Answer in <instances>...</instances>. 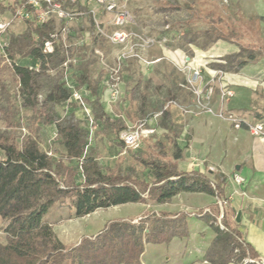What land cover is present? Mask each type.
<instances>
[{
	"label": "trees",
	"instance_id": "trees-1",
	"mask_svg": "<svg viewBox=\"0 0 264 264\" xmlns=\"http://www.w3.org/2000/svg\"><path fill=\"white\" fill-rule=\"evenodd\" d=\"M185 7L189 18L175 30V36L186 38L200 49L217 41L233 44L238 49L210 63V69L234 74L264 57L258 18H247L236 12L234 20L217 4H208L207 0H189ZM10 10L0 0V14ZM198 22L207 27L204 32L195 30ZM56 31L58 26L54 22L38 26L32 20L21 32L8 30L4 36L5 52L19 86L20 102L31 111L36 125L53 126L52 142L57 148L42 150L32 134L21 141L14 136L0 137V220L6 223L5 242H0V264H142L147 245H166L175 238L188 236L187 213L169 215L151 211L136 222L109 221L96 235L83 237L72 246L63 244L44 218L57 203L65 201L69 219L127 204L166 205L180 193L205 194L226 201L222 193L228 177L219 172L181 171L171 161L153 158L152 153L136 158V162L148 171L150 181L141 178L134 168L102 167L94 149L89 147L87 121L85 123L76 115L77 103L69 102L72 94L65 82L59 80L49 88L42 102L37 100L41 72L48 64L59 68L64 58L61 42L54 54L41 52L48 34ZM200 38L202 42H197ZM35 67L39 70L35 71ZM71 79L75 90L82 89L95 97L99 122L119 139L125 127L103 112L87 72L75 73ZM261 97L264 103V96ZM62 106L70 109L60 115L58 109ZM260 110L263 113H253L258 121L264 120V105ZM132 152L129 150L127 154ZM214 210L215 214L210 211L200 217L214 233L203 261L255 264L246 262L248 259L257 261V254L242 239L228 203L220 219L222 228L216 223L217 205Z\"/></svg>",
	"mask_w": 264,
	"mask_h": 264
},
{
	"label": "rangeland",
	"instance_id": "rangeland-1",
	"mask_svg": "<svg viewBox=\"0 0 264 264\" xmlns=\"http://www.w3.org/2000/svg\"><path fill=\"white\" fill-rule=\"evenodd\" d=\"M188 1L122 0L121 4L130 12L132 22L125 27L128 38L121 45L108 41L113 27L110 26L111 16L103 12L95 16L99 31L87 16L67 26V32L62 37L66 39L73 60L67 73L69 84L74 85L70 80L71 75L86 69L90 82L97 86L98 104L111 119L123 125L126 131L141 120H146L149 128L155 130L151 137L144 139L140 149L127 154L119 145L120 135L125 130L116 139L113 132L99 122L94 97L81 89L83 106L77 104L75 113L85 123L87 113L92 117L89 147L94 149V155L102 167L134 168L141 178L150 181L148 171L136 162V158L152 153L153 158L171 161L181 171H234L233 165L225 166L224 158L227 151L234 153L236 130L228 122L203 113L199 105L201 103L213 111L219 110L222 107L219 98L222 88L233 93L223 105L226 110L234 98L233 86L223 84V74H214L216 71L212 70L213 81L206 82L202 70L218 60L210 57V50L224 42L218 41L203 51L186 38L175 36V30L189 18L185 7ZM207 3L217 4L234 20L236 12L247 18H258L264 33V13L258 11L256 0H207ZM92 8L96 6L93 4ZM0 20L8 21L9 14L1 13ZM24 26H15L11 31L21 32ZM194 28L203 32L207 29L200 22ZM202 40L200 38L197 42ZM95 52H99L101 57ZM122 54L127 57L120 64L118 94L112 98L106 84H110L111 70ZM262 58L258 66L260 69L264 68ZM197 68L202 71L201 80L192 83ZM36 69L39 70L38 67ZM41 75L37 97L39 103L44 100L50 87L63 80V71L48 64ZM209 88L212 89L210 101L206 100ZM18 93L19 86L12 74V65L0 60V137L14 136L21 141L32 134L42 150L57 148L52 142L53 126L36 125L31 111L21 104ZM168 102L173 104L164 109ZM68 109L70 107L62 106L58 113L63 115ZM194 112L201 113L195 116ZM87 124L90 128V123ZM200 200L205 199L202 197ZM185 203L183 211L195 212V207L187 208ZM193 203L197 204L195 201ZM66 204L67 201L57 203L44 220L51 224L56 237L68 246L75 245L83 236L97 234L109 221L127 218L136 222L147 212L160 214L161 210H176L172 203L163 208L151 204L148 207L119 206L98 210L83 218L69 219ZM200 209L203 210V207ZM211 212L215 214V210ZM192 218L189 219L186 246L173 250L166 245H147L142 255L144 264H175L193 260L211 233L205 224L197 223V219ZM5 226L6 223L0 220L2 243L5 242ZM175 253L181 257L175 258Z\"/></svg>",
	"mask_w": 264,
	"mask_h": 264
},
{
	"label": "crops",
	"instance_id": "crops-1",
	"mask_svg": "<svg viewBox=\"0 0 264 264\" xmlns=\"http://www.w3.org/2000/svg\"><path fill=\"white\" fill-rule=\"evenodd\" d=\"M256 2L258 11H260V13H264V0H256ZM87 17L89 20L91 19L89 16ZM261 29L262 28L260 26V38L264 46V33L263 29ZM209 48H211V46L203 49V51H206ZM237 51L238 49L235 45H229L228 43L226 44V42H224L216 45L214 48H212V50H210V54H208L211 58L220 59L226 55L236 53ZM212 62H218V60H214ZM260 63L261 58L256 62L245 66L237 73H224L222 79L224 81L223 84L233 86L232 89L234 91V98L232 100V103L229 105V108H227V111L232 112L236 116L246 120L249 123H262L264 128V120L258 121L253 118L254 111L263 113L260 109L264 105L263 99L261 97L264 96V68L260 69L258 67ZM202 70L203 75L206 77L205 81L208 82L209 80H211L212 69L207 66ZM82 71H86L88 74V71L86 69H83ZM90 84L95 88L96 95L98 96L97 86L95 84H92L91 82ZM101 86L103 87V83L101 84ZM94 101L96 102L95 97ZM103 112L105 113L104 109ZM234 141V153H230L227 151L224 158L226 161L225 166L233 165L234 171H225L224 169H222L216 170L214 172H219L228 177L225 185L223 186V200H226V202L228 203V210L233 213L234 221L237 213H240L239 223L235 222L238 225L237 230L241 234L242 239L249 243L255 250L257 254V260H261L262 262H264V132L263 136L261 137H253L244 128L236 130ZM233 174H237L243 179L244 182L242 185L238 186L234 183L232 179ZM202 197H204L205 200H200L202 199ZM193 201H195V203L197 204H194ZM184 202H186L185 204L187 205V208L195 207V212L187 213L183 211L182 206ZM169 204L174 205L176 210H173L171 212L161 210L160 213L169 215L187 213V226L189 224V219H193L192 217H195L197 219V223L201 222L205 224L208 227L209 232L211 233L209 239L204 244L202 249L199 250L198 255H196L193 260L186 263L175 264H209L203 261V256L214 238V233L210 229L209 225L200 219V213L206 209H208L209 211L214 210L216 205V198L205 194L180 193L175 196ZM169 204L155 207L163 208L164 206H168ZM131 205L134 206L141 204H127L123 206ZM142 206L148 207L149 204ZM202 207L203 210L200 209ZM122 219L128 220L127 218ZM90 236L88 235L83 237ZM187 237L183 239L175 238L170 243L166 244V246L168 247V249L175 250L176 248L177 250L181 246L184 247L187 245ZM82 238H80L78 242ZM173 256L175 258L181 257L176 253L173 254ZM142 264H144L143 260Z\"/></svg>",
	"mask_w": 264,
	"mask_h": 264
},
{
	"label": "built area",
	"instance_id": "built-area-1",
	"mask_svg": "<svg viewBox=\"0 0 264 264\" xmlns=\"http://www.w3.org/2000/svg\"><path fill=\"white\" fill-rule=\"evenodd\" d=\"M5 4L10 7L9 20L2 21L0 20V60L6 62L10 66L12 65L11 60L7 57L5 52V42L4 36L8 30L13 29L18 25H26L28 21L34 20L38 26H43L50 22H54L55 26H58V31L54 33L48 34L47 38L42 44L41 52L44 55H52L55 53L57 45L61 42L64 48V58L60 65V69L63 71V80L66 86L71 90L72 97L69 102H75L79 106H83L82 96L79 91L75 90L74 87L69 84L68 80V71L69 68L73 64V60L70 54L69 46L66 42V39L62 36L66 34L67 26H70L72 22L76 19L83 18L85 16H89L96 26L95 16L100 12H103L109 16H111L110 26L113 27V31L108 36V41L114 45H121L127 41L128 34L125 31V27L131 24L132 19L130 12L121 4L122 0H2ZM95 5L96 8L90 9L92 5ZM96 55L101 57L99 52H95ZM127 56L122 54L118 57L116 65L114 69L111 70L110 76V84H106L107 89L111 97L113 98L118 94V86H119V71L120 64L122 60H124ZM31 69V68H30ZM35 71H38L36 67ZM214 74L222 75L223 73L216 71ZM201 80V70L197 68L194 70L192 83L198 82ZM213 81V78L210 82ZM212 94V89L209 88L206 100L210 101V97ZM233 96V93L229 91L227 88H222L220 90V101L222 103V107L213 111L210 107L205 105H201L199 103L202 112L214 116L220 120L228 122L233 129L240 130L245 129L251 136L253 137H261L263 136L264 128L262 123H249L246 120L236 116L232 112L227 111L224 108V103ZM173 103L168 102L164 109H167ZM201 112H194L193 115L198 116ZM86 121L90 123L89 128V143L91 138V127H92V117L89 113L86 114ZM155 130L153 128H149L148 122L146 120H141L137 124H135L131 129L125 130L120 135V140L123 143V150L127 151H135L140 142L145 138L151 137ZM50 155V153H48ZM232 179L236 185H242L243 179L237 175L233 174ZM216 205L219 208V216L216 220L217 225L222 228L220 225V219L222 217L223 208L227 205L226 201H222L216 198ZM210 214L208 209L203 210L200 215ZM248 263L255 264H264L261 260H246Z\"/></svg>",
	"mask_w": 264,
	"mask_h": 264
},
{
	"label": "water",
	"instance_id": "water-1",
	"mask_svg": "<svg viewBox=\"0 0 264 264\" xmlns=\"http://www.w3.org/2000/svg\"><path fill=\"white\" fill-rule=\"evenodd\" d=\"M239 218H240V213H237L236 217H235V222L239 223Z\"/></svg>",
	"mask_w": 264,
	"mask_h": 264
}]
</instances>
